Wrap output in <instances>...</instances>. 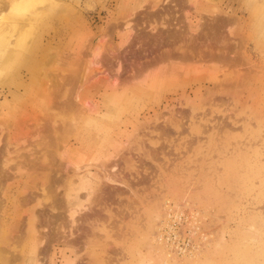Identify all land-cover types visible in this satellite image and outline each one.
Segmentation results:
<instances>
[{
	"label": "rangeland",
	"instance_id": "obj_1",
	"mask_svg": "<svg viewBox=\"0 0 264 264\" xmlns=\"http://www.w3.org/2000/svg\"><path fill=\"white\" fill-rule=\"evenodd\" d=\"M178 1L195 25L211 12L231 14L221 48L247 65L171 60L152 68L125 90L150 94L128 110L114 103L106 118L110 133L139 114L137 127L85 150L74 143L83 108L58 109L72 90L62 79H79L83 62L99 58L78 85L82 107L88 114L103 105L105 89L120 95L125 86L102 76L119 53L104 49L112 39L127 47L118 34L133 36V19L173 1L0 0V264H264V0ZM169 121L179 128L165 139L157 132ZM62 123V134L42 131ZM56 141L70 156L59 174L44 165ZM114 165L125 166L132 191L106 182ZM107 184L121 192L109 202L125 208L114 206L119 216L73 247L78 218L90 208L95 216Z\"/></svg>",
	"mask_w": 264,
	"mask_h": 264
},
{
	"label": "bare ground",
	"instance_id": "obj_2",
	"mask_svg": "<svg viewBox=\"0 0 264 264\" xmlns=\"http://www.w3.org/2000/svg\"><path fill=\"white\" fill-rule=\"evenodd\" d=\"M172 1H173V3L172 4L169 3L170 4L169 6H164V7L162 6V8H160V9L159 8L157 9V7H156L155 9H157V10L154 9V11L152 8V10H150L152 12L146 13L144 11L143 13H145V14H143V15L138 13L139 15L135 19H133V21H135L133 23L134 25H132L133 26V36L128 37L129 32H127V30H124L118 34L120 41L128 44V45L127 44L125 45L127 47L121 48L120 46H118L119 43L112 45V43L114 42V41L112 42L113 39L111 40L112 43L111 42H109V43L105 42L104 45H106V43H108L107 44L108 46L105 49L103 48L104 49L103 53L110 56L111 53L117 51L119 53V57L118 58L117 57L112 58L109 60L107 59V62H108L107 66H109L113 69H112V72H109V74L103 73L102 76L114 75L115 79H117L116 80L117 84L121 83L122 85L125 86V89L122 91V93L120 95L118 94V95L113 96L112 95L113 93L109 94L107 89H105L101 93L98 91L100 94V98L103 101V105H96L94 107V109L91 110L92 112L88 113V114L86 112L87 111L86 108L82 107L81 90H80L81 88L78 89V85L80 84V81L83 78L86 81V79H88V76H94V74H95L94 73V71H95L94 66L97 65L99 61H101V59H99V58H97L98 61H96V62L94 60H89V61L83 62L81 69H80L81 77L79 79L76 77V75H74L75 79H70L67 82H66V80L62 79L61 85L65 86L66 84H68L71 86L72 90H71V96H69L68 98H66L63 101H60V103L58 102L59 103L58 109L61 108L63 110H75V109L79 110V109L83 108L82 111L84 112V115L81 116V113H80L77 117L78 120L75 121V125H77V129H76L77 134L75 136L74 143H77L79 145L76 148H78V149L83 148L85 150H93L94 148L97 147V145L98 146L100 145L99 148L100 147L102 148L103 144L107 143V139H108L107 137L108 136L120 138L124 135L125 136L127 135V133L129 132V128L131 127L130 124H134L132 126L137 127L135 122L139 120V114L136 116L132 115V119L129 117H126L124 119L122 118L121 120L119 119V121L116 123L117 131L110 133L109 129L105 125L106 118H107L109 112H111V110L113 109L112 105H114V103H116V102L121 103V105H120V106H122L120 108L121 111H123V109L128 110L131 108L130 107L131 104H134L136 101L139 102V100H141L143 98L145 99V97H147L150 94V91L142 90L141 88L139 89V91L137 89L133 90V91H135L134 94H127L125 92V90H127L130 86H132L131 85L132 80L138 79L142 76H145L149 72V70H151L152 68H154L156 66L159 67V65H161L163 63H169L171 60L179 61V63L184 64V65H182V67L189 65V67L192 66V68H193V65H195V64H196V66H198V68L200 65L203 66L202 63H204L205 61H213L215 63V65L218 62V63H220V64H218L219 66H221L222 62L223 63H229V65H232V66L236 65V67L240 62L242 63L243 60L242 61H240V60L243 59V56L240 57L238 55L239 53L236 55V51H234V53H233L230 49H222L221 48V44L228 43L227 42L228 32L226 34V30H227V28H229V23L232 20L231 14H230L231 16L230 15L227 16L226 13L224 15V13L222 14V12H221L220 14H222V15H219V14L216 15V14H214V12H211L210 14L208 13L209 15L208 14H206V16L204 15L206 19L205 18L202 19V22H200V23L198 22V24L195 25V24H193V22L191 20H189L188 13L182 9L184 7H177V6H179L180 1H178V0H172ZM185 1H184L185 3H188L187 0H185ZM168 2H170V1H168ZM180 6H182V5H180ZM147 11H148V9H147ZM215 12H220V11L217 10ZM202 13H204V12H202ZM201 16H203V14ZM131 21L129 22L130 24L132 23ZM127 25H129V24H127ZM101 44L103 45V43H101ZM113 61H115L114 66H113ZM244 62H245V60H244ZM192 63H194V64H192ZM246 63H244V64L242 63L243 66L247 65ZM239 65H241V64H239ZM121 68H123V72L125 73V75H129V76H126L123 78L122 77L123 74H120V72H119L121 70ZM236 69H238V68H236ZM98 73H99V71L96 72V74H98ZM198 75H199V73H198ZM104 78H106V77H104ZM104 78H102V79H104ZM193 79H195L194 76H193ZM108 83L110 84V81ZM111 96H113V97H111ZM102 106H103V109H101ZM165 108H167V107H165ZM170 109L173 110V108H170ZM172 114H173V111H172ZM161 115H164L163 111L161 112L160 116ZM166 115L167 114L164 115V118ZM132 120H133V122H132ZM174 121H176V119ZM167 124H168V121H167ZM177 124H178L177 122L171 123V121H169V125H164L163 127H160L161 131L157 132V134H161L166 139L167 138L166 136H170L172 134L170 131L171 128H172V130H173V128L178 130L179 127ZM179 125H181V124H179ZM64 126H65V123H62L57 128L55 125H53V126L46 125L45 128H47V129H42V127L40 129H42V131H44V132L46 130H48L51 133H54V131L55 132L61 131L60 134H62L65 131V128H67ZM145 127H146V125L144 124L142 129H145ZM154 131L155 130H151V132H154ZM39 132H40V130H39ZM146 132H144V133H146ZM71 133H72V131H71ZM49 145L52 148L51 149L52 152H51L49 158L47 160H45V163H44L45 168H47L48 170H51V171H53V169L55 168L56 171H58L57 172L58 174L60 171L62 173H64L62 170L66 167V164L68 165L67 162L70 161V156L67 153L68 150L66 148H64V147H66V145H63L62 141H61V143L58 141H56L54 143L50 142ZM62 147L64 148L63 150H61ZM98 151H96V152H98ZM56 155L59 158L57 164L55 162V156ZM30 161L35 162V159L32 158ZM127 161H129V160H127ZM124 167H125L124 165L123 166H115L114 165L112 173H109L111 175L108 177L109 181L107 180L106 182L113 184V185L124 186L126 188H130V190L132 191V188L130 187V185H132L130 183V180L124 179L121 175ZM65 170H67V169H65ZM75 170H77V169H75ZM94 174L95 173L91 172V175H94ZM104 174L106 175L108 173L104 172ZM49 176H50V174H49ZM52 177L51 178L53 180V183L56 182L57 176L55 173H54V176H52ZM53 186L54 185H52V188H50L51 190L53 188L56 189V186L55 187H53ZM106 188H107L106 192H99L95 196L96 200L98 202L101 201V203H99V205H97L99 211L94 212L95 216L91 217L89 215V211H93L90 208V209L83 212L81 218H78L79 220H77L78 223L75 227V230L71 231L72 233H70V235H69V236H73V239L75 238V240L73 241L72 238L69 240L70 241L72 240L73 242H70L68 240L70 243L73 244V247L74 246L79 247L80 245H79L78 241L82 242L81 239L87 240V237L92 233V231H94L96 229V227L98 225H100V223L105 226V223L107 222V220H110L111 218H114V217L115 218L118 217L119 216L118 214H114V211H113L114 206L117 207L118 210H121V208H125V206H123V204H120V203L112 204L111 202H113V201L109 202V199H111V200L116 199V200L120 201L121 192H120L119 188L116 186H110L108 184H107ZM53 202H54V200H53ZM53 202H52V204H53ZM53 208H57V207H54V205H53ZM100 215H103L104 218L101 219ZM99 220H101L102 222ZM116 225L119 226L118 223H116ZM169 225H171V223ZM60 226L62 227V224ZM113 228L111 226V229H113ZM111 229H108V230H111ZM158 238L160 240H162L163 243L165 242V246L168 248L169 251H171V249H170L171 241H167L168 238H171V237L168 236V238H166L163 235V232H160V233H158ZM199 245H200V243H199ZM112 260H113V257H112ZM109 261H111V259H109Z\"/></svg>",
	"mask_w": 264,
	"mask_h": 264
},
{
	"label": "crops",
	"instance_id": "obj_3",
	"mask_svg": "<svg viewBox=\"0 0 264 264\" xmlns=\"http://www.w3.org/2000/svg\"><path fill=\"white\" fill-rule=\"evenodd\" d=\"M180 2H182V1H180ZM179 7H180V6H179ZM74 247H76V248H77L78 246H74Z\"/></svg>",
	"mask_w": 264,
	"mask_h": 264
}]
</instances>
